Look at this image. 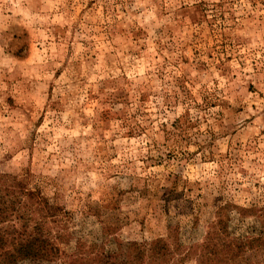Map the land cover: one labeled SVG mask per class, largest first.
Segmentation results:
<instances>
[{
  "label": "rangeland",
  "instance_id": "374dc122",
  "mask_svg": "<svg viewBox=\"0 0 264 264\" xmlns=\"http://www.w3.org/2000/svg\"><path fill=\"white\" fill-rule=\"evenodd\" d=\"M0 175L58 250L18 264H264V0H0Z\"/></svg>",
  "mask_w": 264,
  "mask_h": 264
},
{
  "label": "trees",
  "instance_id": "16d2710c",
  "mask_svg": "<svg viewBox=\"0 0 264 264\" xmlns=\"http://www.w3.org/2000/svg\"><path fill=\"white\" fill-rule=\"evenodd\" d=\"M17 191L6 185L5 177L0 175V264H18V262L36 260L42 253L54 252L55 242L45 235L43 228L31 230L25 218L29 208L26 193ZM10 215L13 220L8 219ZM18 222L20 227L13 224L3 225L4 222ZM213 227V226H212ZM105 230V228H104ZM108 231H112L108 228ZM208 233L206 244L216 241ZM223 239H219L218 242ZM115 247L113 251L95 252L89 258H70L71 264H174L178 244L172 245L167 240L156 239L144 241L137 245L134 251H127L118 238L113 237ZM209 247V246H208ZM207 247V249H208ZM96 247H92V251Z\"/></svg>",
  "mask_w": 264,
  "mask_h": 264
}]
</instances>
